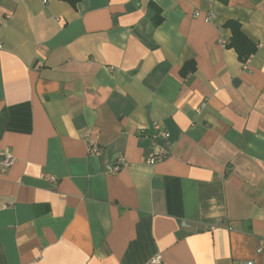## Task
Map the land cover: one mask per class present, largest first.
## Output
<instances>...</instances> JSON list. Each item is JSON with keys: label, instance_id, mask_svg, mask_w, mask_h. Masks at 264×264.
<instances>
[{"label": "crops", "instance_id": "crops-1", "mask_svg": "<svg viewBox=\"0 0 264 264\" xmlns=\"http://www.w3.org/2000/svg\"><path fill=\"white\" fill-rule=\"evenodd\" d=\"M0 45V264H264V0H0Z\"/></svg>", "mask_w": 264, "mask_h": 264}, {"label": "built area", "instance_id": "built-area-1", "mask_svg": "<svg viewBox=\"0 0 264 264\" xmlns=\"http://www.w3.org/2000/svg\"><path fill=\"white\" fill-rule=\"evenodd\" d=\"M195 15H199V12L196 11ZM213 17L212 12H208L205 15L206 20H210ZM1 47V45H0ZM203 105V104H202ZM144 130L140 131L141 135H144ZM168 132H166L159 123H154L152 126V133H151V143L152 145H156L157 141L162 138H167ZM88 148L90 153H97L99 151V145L93 141H88ZM166 152L163 149H159L158 151H154L147 159V162L150 164H154L158 161L163 160L166 157ZM16 158L14 155L9 151L8 148H4L0 146V172H5L8 168H10ZM127 164V161L123 156H119L115 158L111 163L105 165V170L110 173L118 172L122 167ZM264 251V237L261 240L260 245L257 248V252ZM149 264H165L161 255H155L150 258Z\"/></svg>", "mask_w": 264, "mask_h": 264}, {"label": "trees", "instance_id": "trees-1", "mask_svg": "<svg viewBox=\"0 0 264 264\" xmlns=\"http://www.w3.org/2000/svg\"><path fill=\"white\" fill-rule=\"evenodd\" d=\"M69 1L74 4L75 0ZM226 25L232 29V37L229 45L237 51L241 61H245L254 52L255 45L243 34L236 22L230 21Z\"/></svg>", "mask_w": 264, "mask_h": 264}]
</instances>
